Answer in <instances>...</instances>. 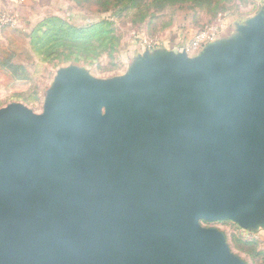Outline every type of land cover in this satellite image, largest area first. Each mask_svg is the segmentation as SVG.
Segmentation results:
<instances>
[{"label":"water","instance_id":"water-1","mask_svg":"<svg viewBox=\"0 0 264 264\" xmlns=\"http://www.w3.org/2000/svg\"><path fill=\"white\" fill-rule=\"evenodd\" d=\"M161 62L0 110V264H242L200 221L262 212L264 22Z\"/></svg>","mask_w":264,"mask_h":264},{"label":"rangeland","instance_id":"rangeland-1","mask_svg":"<svg viewBox=\"0 0 264 264\" xmlns=\"http://www.w3.org/2000/svg\"><path fill=\"white\" fill-rule=\"evenodd\" d=\"M11 16L17 27L0 37V110L20 105L43 115L64 74L112 84L162 56L193 62L232 52L245 29L264 22V0H49ZM202 33L212 40L196 46ZM200 225L220 232L242 264H264V203L248 220Z\"/></svg>","mask_w":264,"mask_h":264},{"label":"crops","instance_id":"crops-1","mask_svg":"<svg viewBox=\"0 0 264 264\" xmlns=\"http://www.w3.org/2000/svg\"><path fill=\"white\" fill-rule=\"evenodd\" d=\"M34 1L42 5L49 2V0H0V12L22 18V16L27 14L31 3ZM6 30L0 31V37L2 36L1 33L5 34Z\"/></svg>","mask_w":264,"mask_h":264},{"label":"built area","instance_id":"built-area-1","mask_svg":"<svg viewBox=\"0 0 264 264\" xmlns=\"http://www.w3.org/2000/svg\"><path fill=\"white\" fill-rule=\"evenodd\" d=\"M15 27H17L16 19L11 15L0 12V31ZM211 40L212 37L208 33H202L199 36L198 42L195 45L198 46L202 42L208 43L211 42Z\"/></svg>","mask_w":264,"mask_h":264}]
</instances>
